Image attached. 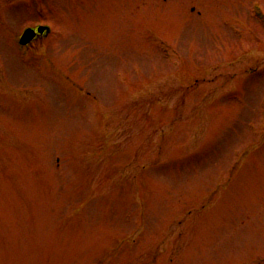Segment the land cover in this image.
I'll return each mask as SVG.
<instances>
[{
  "label": "rangeland",
  "instance_id": "obj_1",
  "mask_svg": "<svg viewBox=\"0 0 264 264\" xmlns=\"http://www.w3.org/2000/svg\"><path fill=\"white\" fill-rule=\"evenodd\" d=\"M0 264H264V0H0Z\"/></svg>",
  "mask_w": 264,
  "mask_h": 264
},
{
  "label": "water",
  "instance_id": "obj_2",
  "mask_svg": "<svg viewBox=\"0 0 264 264\" xmlns=\"http://www.w3.org/2000/svg\"><path fill=\"white\" fill-rule=\"evenodd\" d=\"M48 28L47 27H40L38 29L39 33H44ZM37 35V32L34 29H27L24 34L22 35L21 38V43L22 44H28L29 42H31Z\"/></svg>",
  "mask_w": 264,
  "mask_h": 264
},
{
  "label": "flooded vegetation",
  "instance_id": "obj_3",
  "mask_svg": "<svg viewBox=\"0 0 264 264\" xmlns=\"http://www.w3.org/2000/svg\"><path fill=\"white\" fill-rule=\"evenodd\" d=\"M37 28H38V27H35V29H37ZM47 35H48V33H45V34H43V35H38V36L35 38V40H33L28 46L34 44L36 41H38V40L41 39V38H44V37L47 36Z\"/></svg>",
  "mask_w": 264,
  "mask_h": 264
}]
</instances>
